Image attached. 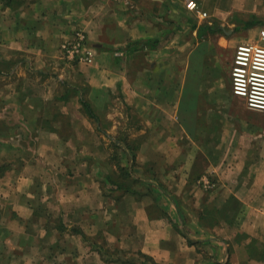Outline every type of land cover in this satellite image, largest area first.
Returning a JSON list of instances; mask_svg holds the SVG:
<instances>
[{"label":"crops","instance_id":"crops-1","mask_svg":"<svg viewBox=\"0 0 264 264\" xmlns=\"http://www.w3.org/2000/svg\"><path fill=\"white\" fill-rule=\"evenodd\" d=\"M189 1L0 0V264L257 263L264 113L232 66L264 0ZM77 31L90 62L63 58Z\"/></svg>","mask_w":264,"mask_h":264},{"label":"built area","instance_id":"built-area-1","mask_svg":"<svg viewBox=\"0 0 264 264\" xmlns=\"http://www.w3.org/2000/svg\"><path fill=\"white\" fill-rule=\"evenodd\" d=\"M187 5L192 10L198 8L193 0ZM204 14L206 15V12ZM261 35L264 37V29L261 30ZM61 49L64 56L71 61L90 62L93 59V50L88 46L83 31L75 32L73 38L62 42ZM232 87L235 94L246 99L250 108L264 113L263 43L245 41L238 44L232 66Z\"/></svg>","mask_w":264,"mask_h":264},{"label":"rangeland","instance_id":"rangeland-1","mask_svg":"<svg viewBox=\"0 0 264 264\" xmlns=\"http://www.w3.org/2000/svg\"><path fill=\"white\" fill-rule=\"evenodd\" d=\"M262 29H264V25H261V26H259L257 29H255L254 31H252L251 33L253 34V35H255L256 33H259V32H261V30ZM240 33V32H239ZM253 39V38H252ZM252 39H250V40H252ZM249 41V40H248ZM253 41V40H252ZM262 43L264 44V40H262ZM65 56L63 55V58H64ZM66 58V57H65ZM66 59H68V58H66ZM40 79V78H39ZM30 81V85H31V87H35L36 89H38L39 88V84H37V80L36 79H30L29 80ZM43 83V82H42ZM59 84H58V82H55V84H54V86H58ZM118 103H120V102H118ZM63 119V118H62ZM107 150L105 149V148H103V153H105ZM11 154H17L16 152H11ZM1 203H2V205L1 206H3L2 208H4V209H2V212L4 211V210H7V204H5V203H3V201H1ZM6 206V207H5ZM5 213V212H4ZM3 214V213H2ZM217 214H218V212H216V210L215 209H213V210H211L210 212H209V214L207 215V217H205V220L207 221V224H206V226H205V228H210V229H212V230H217V231H219L221 234H225V235H231V236H235V234H236V239L238 238H241L242 236H244L245 235V231H243L242 229H240L239 227V229L237 228V227H228L227 225L226 226H221L222 225V223L221 224H219V223H217V224H213V222L215 221V219L217 218ZM59 221L57 220L55 223H58ZM216 228V229H215ZM114 248H116L115 247V245L113 246ZM107 248H109V247H107ZM114 248H110V249H114ZM254 252H255V254L252 256V258L253 259H255V260H257V263H255V264H264V246H259V244L258 245H255L254 246ZM120 255V254H119ZM130 256H132V255H130ZM4 258H6L7 259V255L4 257ZM3 257H2V260L4 259Z\"/></svg>","mask_w":264,"mask_h":264},{"label":"trees","instance_id":"trees-1","mask_svg":"<svg viewBox=\"0 0 264 264\" xmlns=\"http://www.w3.org/2000/svg\"><path fill=\"white\" fill-rule=\"evenodd\" d=\"M83 105H84V107H85V111H86V112H87L92 118L97 119V120L99 119L98 114L95 112V110H94V108H93V106L91 105L90 102H88V101H84V102H83ZM6 168H8L7 165H4V168H3V166L0 167V169H4V170H5ZM119 168H120V165H119ZM120 170H121L120 173L116 170V171H114L112 174H109V175L107 176V179H109V180H111V181H113V182H117V183L123 185L125 182H123L121 179H124V178L130 176L131 173L127 170L126 167H121ZM0 171H2V170H0ZM117 174H118L119 177H121V178H119L118 176H116ZM116 179H117V181H116ZM216 212H217V210H216ZM217 215H218V214H217ZM219 218H220V217L217 216V218L215 219V221L213 222V224H217L218 221H219ZM206 224H207V222H206V220H205L204 225H206ZM253 241L256 242V240H253ZM104 244H105V242L103 243L102 247H103V249H105L106 253L111 254V255H114V256H117V257L120 258V259H121V258L124 259V257H125V256H122V254H126V253H128L127 250H125V249H121V248H118V247H116V248H114V249L105 248V245H104ZM121 252H122V253H121ZM120 253H121V255H119ZM133 253H134V254H131L132 256H130V257L124 259L123 262L128 263V264H135V262H136L137 260H139V257L137 256L138 253H135V252H133ZM139 254H140L141 256H144V257H145L144 260L142 261L143 264H145L147 261H150V260L153 261V259L150 258L148 255H145V254H143V253H141V252H139ZM252 255H254V254H252ZM263 257H264V256H263ZM142 262H141V263H142Z\"/></svg>","mask_w":264,"mask_h":264}]
</instances>
